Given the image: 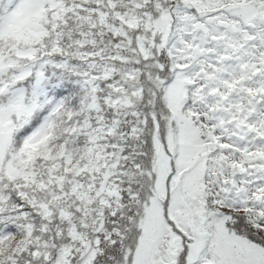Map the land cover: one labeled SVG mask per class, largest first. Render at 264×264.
Here are the masks:
<instances>
[{"label": "snow or ice", "instance_id": "6c2138e0", "mask_svg": "<svg viewBox=\"0 0 264 264\" xmlns=\"http://www.w3.org/2000/svg\"><path fill=\"white\" fill-rule=\"evenodd\" d=\"M0 264H264V0H0Z\"/></svg>", "mask_w": 264, "mask_h": 264}]
</instances>
